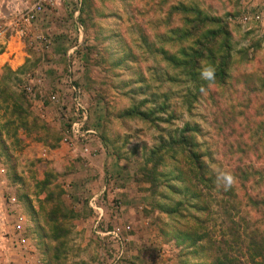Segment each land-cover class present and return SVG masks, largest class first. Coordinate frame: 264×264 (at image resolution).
I'll return each mask as SVG.
<instances>
[{
	"label": "rangeland",
	"instance_id": "rangeland-1",
	"mask_svg": "<svg viewBox=\"0 0 264 264\" xmlns=\"http://www.w3.org/2000/svg\"><path fill=\"white\" fill-rule=\"evenodd\" d=\"M31 3L0 0L20 11L0 53L23 58L0 72V264H213L220 240L244 263L264 238V39L226 26L225 80L202 63L199 90L166 58L195 48L173 7L223 22L247 1L60 0L21 20ZM186 128L208 185L172 145Z\"/></svg>",
	"mask_w": 264,
	"mask_h": 264
},
{
	"label": "trees",
	"instance_id": "trees-1",
	"mask_svg": "<svg viewBox=\"0 0 264 264\" xmlns=\"http://www.w3.org/2000/svg\"><path fill=\"white\" fill-rule=\"evenodd\" d=\"M174 11H180L183 24L189 27L190 31L184 32L181 40L193 37L192 45L194 49H189L181 53V59L173 57L166 58L173 68L180 69L191 84H195L199 90L203 86L199 78V66L207 63L214 67L215 78L208 83L222 84L227 75V66L230 59L229 38L226 30V24L217 19L203 16L199 11L184 6L173 7ZM172 145L179 147L188 156L189 173L193 181L197 184H209L211 179L206 176L205 170L201 164L199 155L192 152L190 147L191 137L188 129H183L181 135ZM264 206V199L262 200ZM213 253L215 255L213 264H240L233 258L231 246L223 240L213 241ZM245 260L242 264H264V238L260 237L258 241L248 240L245 247Z\"/></svg>",
	"mask_w": 264,
	"mask_h": 264
},
{
	"label": "built area",
	"instance_id": "built-area-1",
	"mask_svg": "<svg viewBox=\"0 0 264 264\" xmlns=\"http://www.w3.org/2000/svg\"><path fill=\"white\" fill-rule=\"evenodd\" d=\"M60 0H32V3L29 8H26L21 14H19V18L26 22L33 21L37 18L43 11L49 7L56 5ZM78 1V0H77ZM247 3H242L239 10L235 14H227L223 19V22L229 27H237L243 32H249L251 29H258L255 31L257 39H264V3L258 4L255 3V0H246ZM251 1V2H250ZM242 2V0H241ZM78 16V10L73 12V17ZM76 32L78 34V38H81L82 27L78 22L75 23ZM78 92H75V95ZM74 107L75 111H83L80 104L79 97L76 95L74 98ZM82 118H85V112L83 111ZM78 124L72 125L73 127ZM77 128V127H76ZM78 133V128L76 131ZM16 228H19L16 226Z\"/></svg>",
	"mask_w": 264,
	"mask_h": 264
},
{
	"label": "crops",
	"instance_id": "crops-1",
	"mask_svg": "<svg viewBox=\"0 0 264 264\" xmlns=\"http://www.w3.org/2000/svg\"><path fill=\"white\" fill-rule=\"evenodd\" d=\"M13 1H18V0H13ZM13 9L9 13L7 10L0 8V18H2L4 16L7 17L5 20H2L3 24L6 25L7 27L8 26L12 27L11 30H16L15 27H17L19 24L18 23L19 19L17 18L16 15H18V13H20V11L16 12L15 5H14ZM35 20H37V18H35L33 21H35ZM10 24H12V25H10ZM0 29H1V26H0ZM0 32H2V31L0 30ZM10 37H11V35H10ZM7 43H8V41H7ZM6 47H7V44H5V48ZM4 56H6V57L3 59ZM20 59H21V62L23 63V58L21 57ZM17 60H18V58L16 57L15 53L8 54L6 51H4L3 53H0V72H1V69H3V68L6 70H9V71H12V72H16L22 65V63H18ZM3 131L0 128L1 137L4 135ZM1 148H0V150H1ZM0 167H1V165H0ZM13 201L17 202L16 200H13Z\"/></svg>",
	"mask_w": 264,
	"mask_h": 264
},
{
	"label": "clouds",
	"instance_id": "clouds-1",
	"mask_svg": "<svg viewBox=\"0 0 264 264\" xmlns=\"http://www.w3.org/2000/svg\"><path fill=\"white\" fill-rule=\"evenodd\" d=\"M201 78L207 81H213L215 78L214 67L211 65L204 67L201 71ZM217 180L218 186H223L225 190L231 187L232 184L235 182V178L230 173L226 172L219 173Z\"/></svg>",
	"mask_w": 264,
	"mask_h": 264
}]
</instances>
